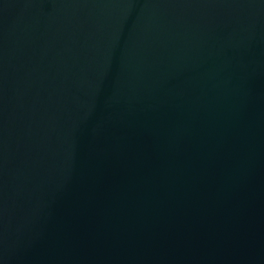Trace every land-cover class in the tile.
Segmentation results:
<instances>
[{
  "label": "water",
  "instance_id": "obj_1",
  "mask_svg": "<svg viewBox=\"0 0 264 264\" xmlns=\"http://www.w3.org/2000/svg\"><path fill=\"white\" fill-rule=\"evenodd\" d=\"M0 264H264V0H0Z\"/></svg>",
  "mask_w": 264,
  "mask_h": 264
}]
</instances>
